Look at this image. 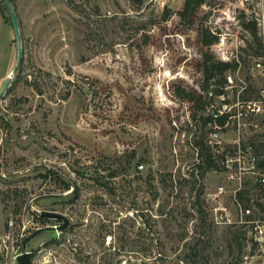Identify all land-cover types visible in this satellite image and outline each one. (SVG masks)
<instances>
[{
    "label": "rangeland",
    "instance_id": "obj_1",
    "mask_svg": "<svg viewBox=\"0 0 264 264\" xmlns=\"http://www.w3.org/2000/svg\"><path fill=\"white\" fill-rule=\"evenodd\" d=\"M184 1L11 0L22 58L0 98V264H18L35 229L62 224L42 210L69 224L28 241L32 264H264V184L247 147L264 152V126L251 127L263 118L206 124L200 66L207 49L237 50L225 98L234 101L240 80L257 95L264 74L253 61L264 48L249 46L240 19L262 16L264 0H207L194 26L178 16ZM201 22L224 46H202ZM16 56L0 0V86ZM201 137L228 149L225 169L202 176Z\"/></svg>",
    "mask_w": 264,
    "mask_h": 264
},
{
    "label": "trees",
    "instance_id": "obj_2",
    "mask_svg": "<svg viewBox=\"0 0 264 264\" xmlns=\"http://www.w3.org/2000/svg\"><path fill=\"white\" fill-rule=\"evenodd\" d=\"M1 1L3 2V0ZM206 2L207 0H185L182 9L178 11L179 18L184 20L187 25L194 26L196 24L198 10L201 5L205 4ZM240 24L242 27H245L246 29L250 30L251 42L249 43V46L254 49V52L257 53L262 48V40L261 36L259 35V29L257 25L254 21L246 19H240ZM195 27L197 29L199 41L203 47L207 48L213 43H217L219 41V34L216 31L212 30L211 27H209L208 25H204L201 22L198 24V26ZM202 57V62L200 64L201 69L203 71L202 88L205 90L206 93H208L210 85H213L214 94H220L222 92L221 87L226 81L225 74L228 71L235 70L238 64L236 62L222 61L216 56H213L208 51V49L205 50L204 53H202ZM248 91L249 89L245 90L244 93H242L243 98H250V96L248 97L246 95ZM195 95L196 92L192 93L190 96L195 97ZM226 116L227 115L225 114L219 116L216 120L217 124L223 126L226 122ZM211 119L212 117L211 115H209L204 118V122L207 124L211 121ZM259 143L260 142L256 143L254 140H251L249 146L251 148V152L257 158L256 167L263 169L264 152L258 150ZM195 147L197 150V158L199 159L197 166L203 170L202 176L209 169L223 170L226 168L225 164L220 165L218 161L219 159H221L222 161L225 160V156L227 154L228 149H217L212 144H210L208 140H205L202 137L196 140ZM259 152L261 155L263 154L262 157L259 156ZM245 191L246 190L243 189L237 190V196L244 203V205H247L246 203L248 202V199L245 198V193H247V191ZM39 217L44 218L45 216L40 214Z\"/></svg>",
    "mask_w": 264,
    "mask_h": 264
},
{
    "label": "built area",
    "instance_id": "obj_3",
    "mask_svg": "<svg viewBox=\"0 0 264 264\" xmlns=\"http://www.w3.org/2000/svg\"><path fill=\"white\" fill-rule=\"evenodd\" d=\"M261 9L262 11H264V1L261 2ZM245 19L246 20H252L255 22V24L257 25L258 29L259 27H261L262 34L264 37V13L262 14V16H257L254 15L253 12H249L248 14L245 15ZM260 35V34H259ZM220 37V36H219ZM235 44L236 47H239V45L242 44V39L236 35L235 36ZM219 45L221 46V44H225V38H221L219 39ZM264 48V40L262 42V50ZM222 51L219 52V59L222 61H229V62H236L238 65L236 67L235 70H231L228 71L225 74L226 77V81L224 83V85L221 87L222 92L220 94H214V86L210 85L208 93H207V97H208V101L206 100V106L205 108L207 109L209 115H211L212 119L209 123H211V127L216 129L218 127H224L226 125H228V123L230 122L231 119H236V118H256L261 117L263 118L262 120L257 122H254V124L251 125V127L255 125L258 126H264V87L260 89V91L257 92L256 96H252L251 98H243L242 97V93H244L245 90L249 89L247 88V85L244 84L243 80H240L241 82L239 84H237V86L234 87V90L236 91V95L234 96V101L230 102L229 100H226V96L228 93V88L230 86H232L235 78L233 79L232 76L236 73L239 72L241 69V59L240 56L238 54L237 50H224L221 47ZM260 58H255V60L253 61V68L257 69L260 73L264 74V53H262L261 55H259ZM243 83V85H242ZM233 87V86H232ZM250 91V89H249ZM214 98H222L224 102H222L220 107H216L213 104V100ZM233 108V109H232ZM227 115L226 116V122L223 126H220L217 124V118L221 115ZM257 117V118H258ZM252 122V121H251ZM1 123H2V116L0 114V135L5 134L6 131H4L1 127ZM250 123V122H249ZM253 129V128H252ZM212 136L214 138L217 137V132L216 130H214V132H212ZM1 140H2V136L0 139V144H1ZM215 140V139H214ZM216 143H212V141L210 140V144H212L215 148H218L219 145L217 144L219 141L215 140ZM250 151L251 148L248 145L247 146ZM253 156V155H252ZM254 158L251 159V165L254 167V169L256 168V159L255 156H253ZM225 166L227 167V165L225 164ZM140 168L143 167V164L139 165ZM260 175L259 177H257L258 182L262 185L264 184V168L261 169L260 168ZM220 192L223 190V187H220ZM250 207L245 208V211L250 212ZM53 226H58V225H53ZM45 227V226H44ZM41 228V227H40ZM38 229V228H37ZM54 231H58L57 227L54 229ZM148 264H153V262H149Z\"/></svg>",
    "mask_w": 264,
    "mask_h": 264
},
{
    "label": "water",
    "instance_id": "obj_4",
    "mask_svg": "<svg viewBox=\"0 0 264 264\" xmlns=\"http://www.w3.org/2000/svg\"><path fill=\"white\" fill-rule=\"evenodd\" d=\"M4 5L6 6L9 15L11 17L12 25L14 28V33H15V41H16V46H17V56H16V63L12 69V71L6 76L4 81L2 82L0 86V98L5 92L6 88L10 85L13 73L17 70L21 58H22V39L19 31V25L16 19V15L14 13L13 6L11 4L10 0H3ZM40 214L45 216V217H52L55 219H61L63 220V223L58 225V226H45L41 227L38 229H35L31 234L25 236L22 240V245H21V252L17 255L16 260L18 264H32V252L27 250V243L28 241L33 238L34 236L38 235L39 233L47 230H54L56 227L58 230L64 229L68 224H69V218L66 217L64 214L57 212V211H51V210H42L40 211Z\"/></svg>",
    "mask_w": 264,
    "mask_h": 264
},
{
    "label": "flooded vegetation",
    "instance_id": "obj_5",
    "mask_svg": "<svg viewBox=\"0 0 264 264\" xmlns=\"http://www.w3.org/2000/svg\"><path fill=\"white\" fill-rule=\"evenodd\" d=\"M58 220H61V219H58ZM62 221V223H63V220H61ZM60 225V224H59Z\"/></svg>",
    "mask_w": 264,
    "mask_h": 264
}]
</instances>
